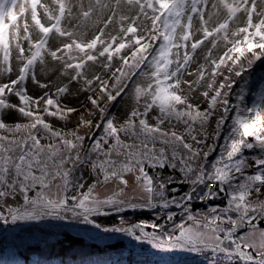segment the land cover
Returning <instances> with one entry per match:
<instances>
[{
    "label": "snow or ice",
    "instance_id": "6c2138e0",
    "mask_svg": "<svg viewBox=\"0 0 264 264\" xmlns=\"http://www.w3.org/2000/svg\"><path fill=\"white\" fill-rule=\"evenodd\" d=\"M124 7L127 12L118 15L119 0L115 6L55 0L54 7L40 0H0V76L11 72L13 59L19 69L15 79L0 80V224L21 233L47 221L77 224L97 247L127 239L133 247L147 245L160 264H182L185 253H211L212 264H264V76L251 105L245 104L250 70L264 63V0L259 11L257 0L213 3L224 10V19L211 30L207 0H126ZM77 8L80 30L63 31L61 22ZM29 10L38 29L35 43ZM106 11L104 27L88 35L87 22ZM237 14L245 17L244 26L229 38ZM196 18L204 39L222 33L226 41L223 54L210 60L202 91L184 79L189 45L195 52L202 44L190 35ZM109 24L115 32L103 39ZM53 30L66 39L63 51L57 47L50 56L62 62L69 84L83 80L77 105L61 102L68 85H52L55 93L49 95L51 88L41 83L35 98L27 90L29 79L37 83L35 65L38 58L43 62ZM98 58L103 75L88 78L85 65ZM130 93L135 103L118 118L110 105ZM37 104L46 116L36 114ZM70 113L76 114L74 123ZM9 116L14 122L5 123ZM130 181L140 195L125 198ZM108 185L118 190L104 198L94 194ZM140 212L152 215H128ZM112 218L114 223L106 222ZM11 255L0 264H54L19 250ZM81 264L122 261L104 255Z\"/></svg>",
    "mask_w": 264,
    "mask_h": 264
},
{
    "label": "rangeland",
    "instance_id": "374dc122",
    "mask_svg": "<svg viewBox=\"0 0 264 264\" xmlns=\"http://www.w3.org/2000/svg\"><path fill=\"white\" fill-rule=\"evenodd\" d=\"M66 3L70 2V0H65ZM102 2H106L112 6H115L117 3V0H102ZM40 3L48 4L50 7L55 6V0H40ZM119 3L121 5V8L118 12V15L121 12H127V9L124 7L126 4V0H119ZM213 3H219V0H207V8L205 9V19L208 20V28L209 30L212 29L213 26L218 25V23H222L224 19V10H215L212 8ZM260 10V0H257V11ZM38 12L41 14V22L45 23L46 18L42 16V9H38ZM109 13L106 11L104 13V16H100L99 13H94L93 18L88 21V29L87 33L90 36H95L98 34L97 29L103 28L105 23V17ZM238 18H234L233 21L229 23V38H231L230 33L232 31H235L238 26H244V20L245 17L241 16L240 14H237ZM209 16H211V19H209ZM27 19L29 22V28L30 33L33 36L34 40L33 43H35L36 34L38 32V29L34 27V25L31 22V15L30 10L27 13ZM24 20H20L21 28L23 27ZM82 24V20L80 18L79 9H74L73 14L71 17H66L65 20L61 22V29L63 31H79L80 25ZM45 26H49L47 23H45ZM115 29L112 24H109L107 28H104V37L103 39H109V34H114ZM190 35L193 39V42L197 39L202 41V44L198 46L197 50L195 52L191 51V47L189 45V53L191 56L190 63L188 65V74L185 75L184 79L191 82L192 89L196 91H202L203 88L206 86V83L208 82V78L210 76L211 72V65L210 60L212 58H218L220 55L223 54V51L226 50V41L223 38V34L215 35L213 37H209L207 39L203 38L202 30H199L198 25V18L194 20V26L193 29L190 32ZM87 38V36L85 37ZM65 37H60L58 33L53 32L48 34V44L45 45V49L42 50V60L41 63L40 58H38L36 65H35V75L37 77V83H33L30 79L27 81L28 84V92L30 95H33V97H37L41 94V90L39 88V84L44 83L48 84L49 88H51V91L49 92V95H53L55 93V88L52 87V85H58L60 87H63L64 85H68V91L62 96L61 102L64 104H71V105H77L78 101L75 98V94L77 93V90L81 87L83 80L80 79L79 83L76 81H72L71 84H69V77L67 75H63V67L62 62L58 60H54L50 56L51 51L57 50V47H59L63 51V42L65 41ZM213 40H215V46H213ZM27 47V45H26ZM98 47L100 45L98 44ZM209 52H211V55H209ZM57 55H60V52L57 53ZM207 58V59H206ZM102 60V58H98V62L93 65L92 67H89V65L92 64V62H89V65H85V74L88 78H93L95 75H103V65L99 61ZM18 61L13 59L11 63V72L6 73L3 76H0V80L6 79L8 75H11L12 79L16 78V73L19 71L17 67ZM204 71V78L201 80L200 78V72ZM251 75V82L250 87L248 89V94L245 97V104L251 105L253 99L255 98L253 93L259 91V84H260V77L264 76V63L257 62V64L250 70ZM247 75V74H246ZM240 88L239 82L236 83L235 91H238ZM185 92H188L187 85L185 86ZM10 95V93H7L6 90V96ZM55 98V97H54ZM80 99H83V95L80 96ZM119 103L113 102L115 104V107H112L110 105V108H112V111L116 114L118 118L122 117L124 112L126 110H130L131 107L135 103L134 96L130 93L127 96H124L123 99L118 98ZM36 114H40L42 116H46L47 114L42 112V109L40 108V105H35ZM53 110V109H50ZM14 111V110H13ZM68 116L72 117L73 119L70 120V123L75 122L76 114L70 113L67 114ZM52 120H57L59 117H53ZM3 120L5 123L8 122H14L12 117H3ZM46 122H48L46 120ZM84 129H81V132H83ZM0 133H3V130L0 129ZM221 143H223V140H221ZM218 151V149H217ZM216 154L214 153L213 156H210L209 159L212 160ZM127 178V177H126ZM53 183H56L54 181ZM118 190L115 185H108V186H98L95 190V195H97L99 198H104L107 195H110L112 191ZM55 191V189H53ZM139 196L140 192L138 189L135 188V185L132 181L129 182V185L125 192V198L132 197V196ZM141 213H149V212H141ZM152 214V213H151ZM15 229V231L13 230ZM41 229L43 231H41ZM69 231L71 234L76 235H82L87 240H92L88 236L83 235L82 233V226L77 224H72L68 226V222H59V221H47L44 222L42 225H40V229L37 228H31L26 229L24 232H20L19 227L12 226V225H3L0 224V236L4 235L6 236L5 240L8 239H14L15 236H18L17 233L20 234V238H26V239H32L33 235L37 236H44V237H56V233L59 231ZM34 240H30L32 242ZM94 241V240H92ZM24 246V245H23ZM2 248H0L1 250ZM3 252H0V261L3 260H11L10 254H12L10 248H4ZM150 251L151 249L148 248ZM152 251V250H151ZM192 254H182V256L188 257ZM189 259H183V262H188Z\"/></svg>",
    "mask_w": 264,
    "mask_h": 264
},
{
    "label": "trees",
    "instance_id": "16d2710c",
    "mask_svg": "<svg viewBox=\"0 0 264 264\" xmlns=\"http://www.w3.org/2000/svg\"><path fill=\"white\" fill-rule=\"evenodd\" d=\"M87 178V170L84 173ZM182 190H186L182 189ZM216 203V202H214ZM197 207H203L197 202ZM133 220L136 219H149L151 213H137L132 216L128 214ZM107 223H114L115 218L106 220ZM264 227V224H261ZM6 236H0V252L5 250L4 248H10L11 252L22 251L25 256H31L32 259H37V254L45 260H51L54 264H58L60 260L66 262V264H81L82 260L89 258H96L107 255L108 257L122 261V264H160V257L153 255V252L148 250V246L133 247L127 239L120 240L119 238H113L108 241L112 247L104 248L103 245L96 246L95 241L87 240L82 235L71 234L69 231H59L56 233V237H44L33 235L32 239L20 238L15 236L13 239L5 240ZM30 240H34L30 242ZM47 241V245L43 243ZM39 242V249H28V245L35 246ZM24 245V246H23ZM103 249V251L101 250ZM12 258V255L10 254ZM182 264H212L211 253H205L202 255L192 254L188 257L182 256ZM183 259H189L184 263ZM222 264V261H221Z\"/></svg>",
    "mask_w": 264,
    "mask_h": 264
}]
</instances>
